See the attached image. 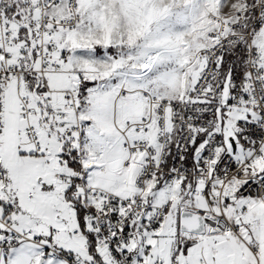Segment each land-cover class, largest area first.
<instances>
[{"label": "snow or ice", "instance_id": "6c2138e0", "mask_svg": "<svg viewBox=\"0 0 264 264\" xmlns=\"http://www.w3.org/2000/svg\"><path fill=\"white\" fill-rule=\"evenodd\" d=\"M0 264H264V0H0Z\"/></svg>", "mask_w": 264, "mask_h": 264}]
</instances>
